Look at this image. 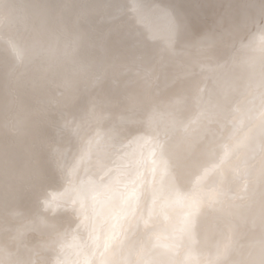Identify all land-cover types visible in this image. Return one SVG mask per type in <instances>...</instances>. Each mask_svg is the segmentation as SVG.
I'll list each match as a JSON object with an SVG mask.
<instances>
[{
  "label": "clouds",
  "instance_id": "clouds-1",
  "mask_svg": "<svg viewBox=\"0 0 264 264\" xmlns=\"http://www.w3.org/2000/svg\"><path fill=\"white\" fill-rule=\"evenodd\" d=\"M0 264H264V0H0Z\"/></svg>",
  "mask_w": 264,
  "mask_h": 264
}]
</instances>
